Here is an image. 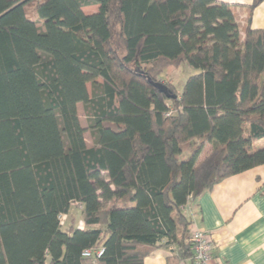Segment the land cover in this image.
<instances>
[{"label": "trees", "instance_id": "1", "mask_svg": "<svg viewBox=\"0 0 264 264\" xmlns=\"http://www.w3.org/2000/svg\"><path fill=\"white\" fill-rule=\"evenodd\" d=\"M256 3L240 26L216 0H0V264L192 257L194 199L264 165ZM183 65L196 74L179 93L165 85L175 99L150 84ZM72 202L85 229L59 224Z\"/></svg>", "mask_w": 264, "mask_h": 264}, {"label": "crops", "instance_id": "2", "mask_svg": "<svg viewBox=\"0 0 264 264\" xmlns=\"http://www.w3.org/2000/svg\"><path fill=\"white\" fill-rule=\"evenodd\" d=\"M216 1L233 8L240 26L246 24L249 8L257 2L250 11L249 25L253 30L264 29V0ZM243 131L247 134L248 127L244 126ZM256 145L264 147V139ZM211 149L210 143H204L199 158L203 154L207 157ZM189 212L191 231L200 230L213 245L209 264H264V165L223 180L195 198ZM82 217L72 218L69 225H77ZM174 255L173 247L159 248L143 264H168ZM179 264L194 263L188 257Z\"/></svg>", "mask_w": 264, "mask_h": 264}, {"label": "rangeland", "instance_id": "3", "mask_svg": "<svg viewBox=\"0 0 264 264\" xmlns=\"http://www.w3.org/2000/svg\"><path fill=\"white\" fill-rule=\"evenodd\" d=\"M82 11L84 14L86 15H90L93 14L97 11V6H88V7H83ZM196 74V70L188 67V66H181L180 68L176 69L174 67H169L166 69L164 76H162V81H160V83L164 84V85H168L170 83H172L173 89L176 91V93H179L182 90V87L186 81V79L192 75ZM87 89L89 94L91 93V86L87 85ZM174 95V94H173ZM176 96V95H175ZM77 115L80 121V125L82 128L85 129L84 132V140L86 143V146L88 148L93 146V137H92V130L89 129L90 126V120L87 116V112L85 110V106L82 104H78L77 105ZM204 158V154L202 156H200V160ZM82 213L80 212V208L78 207H70V210L67 214H65V217L62 218L61 220V227L63 229L67 228L68 226H70L69 224H71L72 222L71 219H75L79 218L80 215ZM72 219V220H73ZM74 227H81L83 229H85L83 222L81 221L80 223H78L77 225H74Z\"/></svg>", "mask_w": 264, "mask_h": 264}, {"label": "built area", "instance_id": "4", "mask_svg": "<svg viewBox=\"0 0 264 264\" xmlns=\"http://www.w3.org/2000/svg\"><path fill=\"white\" fill-rule=\"evenodd\" d=\"M170 115V113L166 114V116ZM70 207H78L82 209L81 204L72 202L70 203ZM182 210L184 212H188L187 207H183ZM65 217V214L59 216V224L61 225L62 218ZM78 229H83L78 227ZM191 242H192V261L194 264H209L212 260L213 255V245L211 244L210 240L205 237V235L198 229H193L191 231ZM102 249H86L82 252V256L84 258L90 259L95 261L98 257L102 254Z\"/></svg>", "mask_w": 264, "mask_h": 264}, {"label": "water", "instance_id": "5", "mask_svg": "<svg viewBox=\"0 0 264 264\" xmlns=\"http://www.w3.org/2000/svg\"><path fill=\"white\" fill-rule=\"evenodd\" d=\"M256 1L260 2V1H263V0H256ZM150 84H151L155 89H157L158 92L164 94L168 99H175V98H176V96L173 95V94H171L170 91H169V89H168L165 85H163L162 83H154V82H150Z\"/></svg>", "mask_w": 264, "mask_h": 264}]
</instances>
